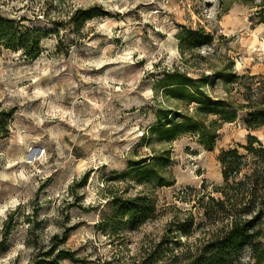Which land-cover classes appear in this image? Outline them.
I'll return each mask as SVG.
<instances>
[{
	"label": "rangeland",
	"instance_id": "rangeland-1",
	"mask_svg": "<svg viewBox=\"0 0 264 264\" xmlns=\"http://www.w3.org/2000/svg\"><path fill=\"white\" fill-rule=\"evenodd\" d=\"M162 12L0 0V18L45 35L35 60L0 50V264H160L171 224L190 211L195 227L222 197L221 154H246L250 137L264 146V0H171ZM180 77L202 104L169 93ZM113 195L144 214L123 216Z\"/></svg>",
	"mask_w": 264,
	"mask_h": 264
},
{
	"label": "trees",
	"instance_id": "trees-1",
	"mask_svg": "<svg viewBox=\"0 0 264 264\" xmlns=\"http://www.w3.org/2000/svg\"><path fill=\"white\" fill-rule=\"evenodd\" d=\"M44 38L42 31L24 27L14 20L0 18V50L21 51L27 58L35 60L41 54V41ZM191 39L196 41L197 37ZM197 45L195 43L193 46ZM180 78V82L168 85L171 87L169 93L188 92L189 89V100L202 104L203 98L200 96L204 91L196 87L197 82L188 77ZM238 78L235 75L233 77L235 80ZM252 78L255 76L249 79ZM254 93L255 91L250 90L249 97H246L247 108ZM252 114L249 124L254 121ZM1 128H5L4 133L9 132L6 127ZM199 135L205 141L207 135ZM215 139V135H212L210 141L207 140L204 144L211 149ZM242 148L246 154H241L238 150L221 154L224 185L217 192L222 197H208V203L202 206L204 219L194 227L198 217L189 211L190 222L181 228L175 222L171 224L164 238L155 246L153 256L160 264H259L258 258L264 252V148L252 137L249 138V144ZM143 163H135L131 167ZM122 205L125 207H121ZM111 206L123 216L139 213L143 215L145 211L144 205L136 207L137 205L114 195L111 197ZM12 221L13 217L7 225L10 226ZM197 231L200 234L190 239V235ZM8 234L6 231L5 236L8 237ZM182 234L185 238L181 237ZM247 249L252 250V257L257 259L255 263L245 261ZM35 264L57 263L41 261Z\"/></svg>",
	"mask_w": 264,
	"mask_h": 264
},
{
	"label": "built area",
	"instance_id": "built-area-1",
	"mask_svg": "<svg viewBox=\"0 0 264 264\" xmlns=\"http://www.w3.org/2000/svg\"><path fill=\"white\" fill-rule=\"evenodd\" d=\"M138 1H142V3L145 6H153L156 15H162L163 13H165L162 11H166L169 9L171 0H138Z\"/></svg>",
	"mask_w": 264,
	"mask_h": 264
},
{
	"label": "bare ground",
	"instance_id": "bare-ground-1",
	"mask_svg": "<svg viewBox=\"0 0 264 264\" xmlns=\"http://www.w3.org/2000/svg\"><path fill=\"white\" fill-rule=\"evenodd\" d=\"M169 40H171V41H173L174 39H173V35H170V38H169ZM258 40V38L257 37H255V41H257ZM262 45V47L264 48V43H262L261 44ZM169 48L171 49V46H169ZM171 51V50H170ZM172 53V52H171ZM253 137H255L254 135H252ZM264 145V144H263ZM264 147V146H263ZM40 152V151H39ZM33 154V153H32Z\"/></svg>",
	"mask_w": 264,
	"mask_h": 264
}]
</instances>
